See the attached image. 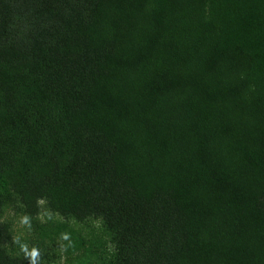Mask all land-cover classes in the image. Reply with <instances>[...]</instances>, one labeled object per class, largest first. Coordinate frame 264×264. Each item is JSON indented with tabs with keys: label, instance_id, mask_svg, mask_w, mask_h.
Here are the masks:
<instances>
[{
	"label": "trees",
	"instance_id": "16d2710c",
	"mask_svg": "<svg viewBox=\"0 0 264 264\" xmlns=\"http://www.w3.org/2000/svg\"><path fill=\"white\" fill-rule=\"evenodd\" d=\"M5 209L95 264H264V0H0V264L53 259Z\"/></svg>",
	"mask_w": 264,
	"mask_h": 264
},
{
	"label": "rangeland",
	"instance_id": "374dc122",
	"mask_svg": "<svg viewBox=\"0 0 264 264\" xmlns=\"http://www.w3.org/2000/svg\"><path fill=\"white\" fill-rule=\"evenodd\" d=\"M2 220L10 226L14 242L27 251L31 247L48 250L53 255L47 264H95L96 224L87 226L64 221L53 215H39L31 227L21 216L9 209L2 212ZM41 228V230H40ZM40 236V237H39Z\"/></svg>",
	"mask_w": 264,
	"mask_h": 264
}]
</instances>
